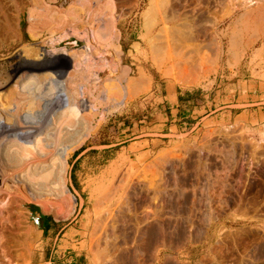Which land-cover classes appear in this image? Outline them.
<instances>
[{
	"label": "rangeland",
	"instance_id": "rangeland-1",
	"mask_svg": "<svg viewBox=\"0 0 264 264\" xmlns=\"http://www.w3.org/2000/svg\"><path fill=\"white\" fill-rule=\"evenodd\" d=\"M7 1V6L14 9V2ZM19 1L18 12L14 15L17 18L11 20L13 24L9 23V35H0V86L6 81L21 79V89L33 70L28 69V62L42 61L39 53L45 51V54L59 58L61 65L69 71L64 84L73 94L80 91L77 100L90 110L86 108L81 117L86 120L91 118L89 124L93 129L88 133H69L64 141V136L60 141V147H64L63 156L66 157V193L54 190L56 187L52 185V190H45L47 193L41 192L42 196H39V190L28 187L20 194L16 206L13 204L11 216L17 219L15 226L19 232L16 244L18 258L13 260L15 264H39L37 254L47 241L42 235V220L49 215L57 222H63L64 229L56 240L55 249L59 253L53 255L58 257L60 254L62 259H66L73 252L71 250H76L84 254L85 263L89 264L88 255L94 233L106 221L109 226L117 221L116 226L125 223L129 240L127 244L123 243L120 230L116 234L117 239L112 231L99 230L100 234L95 238L100 236L105 245L101 264H115L116 253L122 251L124 262L128 264H264V52L263 55L261 51L258 52L264 38L254 41L256 30L260 29V35H264V0L260 1L259 9L250 18L253 29L244 28L236 35L234 51L230 47L229 27L245 9L235 15L228 12L241 0H172L176 4L174 10L177 9L174 14L178 16L176 25L172 27L184 30L185 34L189 31V36L197 35L191 43L195 44L198 39L199 44L207 45L208 48L204 49L199 44L196 47L200 52H208L211 58L206 54L209 64L214 62L199 78L192 76L184 79L179 76L181 79L178 80L163 76L149 57L147 40L141 38L143 13L150 0ZM70 6L75 9L74 12L77 11L74 13L76 17L66 18L72 15V12H65ZM110 20L114 28L110 27ZM187 22L191 25L188 23V26ZM106 23L110 31L105 27ZM20 69V73L15 75ZM142 73L147 79L144 88L127 94L122 89L126 83L121 76L128 80L137 79ZM151 75L155 77L154 83ZM115 86L122 89L124 94L120 101L103 100L108 92H116ZM179 87L199 88L209 94L204 100L210 102L211 110L202 113L201 117L215 110L210 120H204L192 132L186 133L198 120L191 119L192 124L187 126L185 134L170 137V141L162 144L163 148L147 147L146 150L150 152L146 155L139 147L131 150L128 143L118 144L113 147V155L107 161V149L100 146L107 144L105 138L119 136L117 130L111 131L114 116L130 104L138 108L146 106L156 89L161 97L171 96ZM148 110L150 121L153 119L151 114L156 110ZM2 111L7 110L0 111L3 115L0 114L1 130L18 133V138L23 139L27 148L23 156L27 157L28 162L36 158L44 163V156L49 153L48 146L34 151L30 143L31 134L27 130L30 127L25 119H30L31 115L22 117L20 127L21 124H14L9 111ZM44 111L39 109L36 113L42 114ZM131 111L134 117L144 118L145 111ZM7 116L13 122L10 119L7 121ZM72 117L76 116L70 119ZM72 121L65 124L68 129L74 127L75 122ZM0 138L2 142L1 134ZM39 145L36 147L40 148ZM83 146L90 149L76 162L82 182L81 191L70 185V175L76 159L73 156ZM166 168H170L166 171L169 174H166ZM171 170L173 173H170ZM82 199L85 202L79 213L78 204ZM150 213L159 216L150 219L156 222L154 229L151 228V235L152 231L156 233L155 230L160 229L157 219L165 221L166 230L172 234L167 235L165 242L160 238L162 234L157 235L160 239L158 246L147 251L146 255L137 254L139 244L134 242L137 241L135 228L138 226L135 222L138 224ZM195 229L198 230L195 232ZM118 245H122L119 246L120 251L112 256ZM139 260L143 263H139Z\"/></svg>",
	"mask_w": 264,
	"mask_h": 264
},
{
	"label": "bare ground",
	"instance_id": "bare-ground-1",
	"mask_svg": "<svg viewBox=\"0 0 264 264\" xmlns=\"http://www.w3.org/2000/svg\"><path fill=\"white\" fill-rule=\"evenodd\" d=\"M6 1L7 0H0V35L2 34L5 36L9 35V29H8L9 23H12L11 20L14 21V18H17V17H14V15H16L15 13L18 12V7L20 6V4H18V2H20L19 0L18 1L10 0L12 3L14 2V9L12 7L10 8L9 6H7ZM48 1L53 2L55 0H48ZM260 1L261 0H241V1H238V3H236V5L233 7V9H231L228 12L230 15H235L238 11L240 12L241 10L245 9V11L240 15V17L233 24H231V26L229 27V31L231 32L230 47H231V49H233V51H234V48H236V46H237L236 45V37H237L236 35H238V33H240L242 31V29L244 30V28L250 27V29H253L252 28L253 24H251L250 18H251V16H253L252 15L253 12L256 11L257 9H259ZM7 3H8V1H7ZM17 4L19 6H17ZM255 4H258V5L255 7ZM175 6H176V4H175V2L173 3L172 0H150L148 6L146 7V9L143 13V32H141L142 33L141 38L143 40L144 39L147 40V42L149 44L148 45L149 57L153 61L154 65L157 66V68L163 73V76L165 78H168L170 80L171 79L172 80H178L180 78L179 76L184 77V79L192 77V76H194L195 78H199L202 74L204 75V73L207 72L208 66L212 65L214 62H212V64L211 63L209 64L211 58L209 57L208 52L206 54L210 58V60L207 58L205 52L202 51V49H204V47H207L206 44H205L206 46H203L202 43L199 44L200 42H198V39H196L198 43L197 42L195 44H194V42L191 43L192 40H194V38L197 37V35L196 36L194 35L195 37H193V35L189 36V31H188V34L187 33L185 34L183 32L184 30H180L179 28L172 27V25L175 24V22H177L176 17H178L177 15L175 16V14H177V13L174 14V12L177 11V9L174 10ZM71 7L72 6H70V9H68L65 12H72V15H70V16L68 15V16H66V18L72 17L74 15V13H77V11L74 12L75 9H73ZM79 10H81V9L78 8V11ZM31 14H32V12H31ZM78 14H80V13H78ZM64 15H67V14L65 13ZM60 17H61V15H60ZM75 17H73L71 19H74ZM181 18H182V16H181ZM262 19H264V18H262ZM15 20L17 21V19H15ZM111 20L113 21V18ZM111 20L108 21V23L111 22ZM73 22H75V21H73ZM108 23H106L107 25L105 24L106 25L105 27H107V29L108 28L110 29V27L114 28L113 27L114 24H113V26L111 24L112 22L109 23V24H111L110 27H108L109 26ZM188 23L189 22H187V24ZM189 24L191 25V23H189ZM189 24H188V26H190ZM250 24L252 26H250ZM71 25H72V23H71ZM181 26H178V27H181ZM186 26L187 25H185V27ZM258 29H259V26H258ZM93 31L95 32V30H93ZM259 31H260V29L255 31L256 36H254V39H255L254 41L263 40L264 35L261 36ZM99 32H98V34H99ZM191 32H193V29ZM112 33H114V32H112ZM190 34H193V33H190ZM194 34H196V33H194ZM261 34H263V33H261ZM99 35H101V34H99ZM199 36L200 35L198 34V37ZM105 37H108V36H105ZM111 37H112V35H111ZM254 41H252V42H254ZM238 42L239 41H237V43ZM192 44H194L195 47H193ZM196 44L197 45L199 44V47H201V45H202L203 48L201 47L202 48L201 51L205 55H203V53L200 52V49L198 47H196ZM258 50H259L258 52H260V51L264 52V43H263V46H261V48H259ZM26 52H28V51L26 50ZM44 52L41 51V53H39V55L42 58L41 59L42 61H39V62H28L27 61L29 63L28 69H33L35 72L33 70H31V74L26 78L27 80H25V84L23 85V87L21 89H20L21 79H17L16 81H11V80L8 82L6 81V83L4 85L0 86V108H1V110H3V109L7 110V111H2V112H8L9 111L11 113V116L13 117L14 124H16V125L21 124L20 127L22 126V122H23L22 117L24 115L25 116L31 115L30 119H27V117L26 118L24 117L26 119V124L28 122L29 127H30V129L27 128V130H29L28 131L29 135L31 134V136H30L31 142L30 143H31L32 147L34 148V151H40L41 146H43L45 148H47V146H48V152H49V153L45 154V156H44V159H45L44 163L38 162V159H36V158L32 162H28L27 157L23 156L24 154H26V151H27V148L24 145L23 139L18 138V133L11 134V132L10 133L8 132V129L5 131H2L1 130L2 127H0L1 137L3 136V141L0 142V143H2L0 145V147H1L0 148V264H15L14 261L18 258L16 244H17V240H18L17 235L19 232L17 233L18 227L15 226V225H17L16 224L17 219H15V217L13 218L11 216L12 208L14 207L13 204L15 203V206H16V204H17L16 202L18 201L20 194H22V192H24L25 190H28V187L33 188L34 190H39V193L37 194L39 196H42L41 192L47 193V191H45V190H48V189L52 190L53 189L52 185H54L56 187L54 190L59 189L62 193H63V191L66 193V189H65L66 157L63 156L62 152H63L64 147H60V141H62L63 136H64V138H63V141H64L66 136L69 133H85V132L88 133L93 129V127L91 128V126H90L91 124H89V123H91L90 122L91 118L87 119V120H89V122H88L86 119H83L84 117H81L82 113L85 111V109L87 107L81 101H78L79 100L78 97L80 96V91L78 93L75 92L76 94L75 93L73 94L72 93L73 91L70 92L69 89L67 88V85L64 84V83H66L65 79L67 78V74H69V71H67L61 65L62 62H61V60H59V58H55V56H52V55L49 56L48 54H45ZM263 52H262V55H263ZM235 53L238 54V52H235ZM212 59H213V57H212ZM114 66H116V65H114ZM20 71H21V69L16 71L15 75L19 74ZM145 76L146 75L144 73H142L139 78L129 79V80H128V78L124 77V75L121 76L122 79L124 80V82L126 83V85L124 87H122V89H124L126 91V93L129 95L131 94V92H133V94L136 92H139L140 90H142L144 88V82H145V80H147V79H145ZM115 88H113V89H115L116 92L115 93L113 92L114 94H111L112 92L111 93L108 92V94L105 96V98H102V95L100 92H99V95L101 96V98L103 100H106L107 102L112 101L113 99L116 100L114 102H117V101L119 102L124 94L122 92V89H120L119 87H116V86H115ZM76 96H78V97L76 98ZM102 99H99V100L102 101ZM38 108L40 109V111L41 110L42 111L45 110V111L42 114H37L36 111L39 110ZM87 111H90V110H88V108H87ZM10 113H8V115ZM60 113H61V115H59ZM74 113H76V114H74ZM26 114H28V115H26ZM4 115H6V114L4 113ZM73 115H75L76 117H72V119H70L71 116H73ZM8 117H10V116H7L6 119ZM10 118H8L7 121H9ZM25 119H24V121H25ZM70 120H73L75 122L74 127L72 129H70V128L68 129L66 127V125L68 124L67 122H69ZM7 121H5V122L7 123ZM10 121H12V120L10 119ZM19 122H21V123H19ZM61 126H62V128H61ZM15 127H13V128H15ZM27 130L26 131L24 130V133L26 132L28 134ZM13 132H15V131H13ZM29 135H28V137H29ZM19 136H21V135H19ZM1 139L2 138H0V140ZM28 141H30V140H28ZM206 142H207V140H206ZM248 143H250V142L248 141ZM37 144H41V145H39L40 148L38 146L36 147ZM205 148H207V147H205ZM217 151H215V152H217ZM261 151H263V150H261ZM41 152H43V150H41ZM167 152L168 151H166V153ZM234 152H235V150H234ZM164 154L162 157L165 156ZM228 155H229V153H228ZM234 155H235V153H234ZM171 157H174V156H171ZM167 165H168V163H167ZM168 169L170 170V168H168ZM168 169L167 168H166V170L164 169L165 172ZM171 169H172V167H171ZM164 170L162 172H164ZM171 172L173 173L172 170L170 171V173ZM155 173H153V174H155ZM166 174H169V171H168V173L166 172ZM160 175H161V173H160ZM173 176H175V175H173ZM21 183H22V185H20ZM44 187H46V188H44ZM15 189H17V191H13ZM69 196L67 195V197H69ZM147 197H148V195H147ZM168 197H170V194ZM163 198H164V196H163ZM130 201H131V198H130ZM154 203H155V201H154ZM155 216H158V214L150 213V214L144 216L142 219L139 218L141 220H139L138 224H136L137 222H135V225L138 226L137 228H135V229H137V238L135 239V241L136 240L137 241L134 242V243L139 244L137 247V250L139 252H137V254L141 253L143 255H146L147 251H149L152 248H155V246H158L157 244H158V241L160 239L157 238V235L162 234V236L160 238H162L163 242H165L167 240V235L169 233L166 230V224L164 223L165 221H160L158 219L157 220L155 219L158 222L157 225L160 226V229L158 230L159 227L157 226L158 228L157 229L155 228L156 233L154 231H152V235H151V228H152V230L154 229L153 227L155 226L156 222H154V221L152 222V221H150V219L151 218L154 219ZM105 219H107V218H105ZM106 222L101 225V228L99 230L102 232H107V231L109 232V230L112 231L113 237L115 236L116 239H117L116 234L118 233V230H120L119 232L121 234L119 236L121 238L123 237V243L127 244L129 238H127V236H126L127 235L126 233H128V231H127V227H126L125 223L123 224L124 226L123 225L116 226L117 225L116 224L117 221H116L115 224L111 223L112 225L109 226V223L107 225ZM19 223H21V222H19ZM135 225H133V226L135 227ZM192 225H194V223H192ZM16 227H17V229H16ZM135 229L133 228V230H135ZM99 230H97L94 233L93 239L91 241L90 251H89V255H88L89 264H101L102 263L100 260L102 258L101 257L102 253H104L103 247L105 245L102 244L100 236L97 239L95 238L98 234H100V232L98 233ZM157 230H158V232H157ZM197 230L195 229V232ZM171 234H169V235H171ZM111 235L109 237H111ZM172 236H170L171 239L173 238ZM222 238H224V237H222ZM26 239L30 241L32 238L31 239L26 238ZM171 239H169V240H171ZM27 240H26V242L29 243V241H27ZM169 240L167 241V243H169ZM32 241L33 240H31V242ZM164 245H165V243H164ZM119 246H122V245H118L115 247V249L112 253V256L117 251H120ZM135 247H136V245H135ZM14 255H16V256H14ZM104 255H105V253H104ZM123 256H124L123 251L118 252V254L116 253V256L114 257L115 258L114 259L115 264H128V263L124 262L125 259ZM134 256H133V258H135L139 255H136L135 257ZM14 257H15V259H13ZM104 257H103V259H105ZM155 257H156V255H155ZM139 258H140V256H139ZM141 258H142V256H141ZM143 259H144V256H143ZM132 262H134V261H132ZM141 262L142 261L139 260V263H141ZM144 262H145V260H144Z\"/></svg>",
	"mask_w": 264,
	"mask_h": 264
},
{
	"label": "crops",
	"instance_id": "crops-1",
	"mask_svg": "<svg viewBox=\"0 0 264 264\" xmlns=\"http://www.w3.org/2000/svg\"><path fill=\"white\" fill-rule=\"evenodd\" d=\"M151 77L152 83H154L155 77L153 75H151ZM163 91L165 90L163 89ZM154 94L155 95L150 98V101L146 106L138 108V106L135 107L130 104L122 112L114 116V126H112L111 131L115 132L117 130L116 132L119 133V136L114 135L105 138L107 140V144L100 146L107 149L105 151V159L107 161H110L108 158H111V155H113V147L122 143H128V147L131 148V150L138 147L143 149L142 153H145V155L150 152V150H146L147 147L150 149L163 148L162 144L170 141V137L185 134V132H192L195 126L204 120H210V116L215 111H211L201 117L202 113H207L211 110V107L210 102L206 99L204 100V98L208 97L209 94H205L203 90H199V88L179 87L176 88L175 93L171 96L165 95L161 97L158 94V89H156ZM148 108L156 110L155 113L151 114L153 119L150 121ZM132 109L133 112L137 110H140L141 112L145 111V114H143L144 118L138 119L137 117H134L131 111ZM169 111L171 112L170 116ZM191 119L198 120L195 124L193 123L194 127H192L191 130L185 131L187 130V126L192 124ZM89 149L90 148L83 151V153L74 160L71 168ZM78 172L79 171L77 170L74 172L73 178L70 175V185L75 189L77 185L82 184V182H80ZM84 202L85 200L82 199L81 204H78L80 205L79 213L84 205ZM63 229L64 227L54 236L53 234L57 231V228L50 226L46 235L47 241L44 243L42 250H40L37 254L39 264H86L84 254L82 252H77L76 250H71L73 252H70L66 259H62L60 254L58 257L53 256L54 254L59 253L58 249H55L56 240ZM42 235L45 236L43 229Z\"/></svg>",
	"mask_w": 264,
	"mask_h": 264
},
{
	"label": "trees",
	"instance_id": "trees-1",
	"mask_svg": "<svg viewBox=\"0 0 264 264\" xmlns=\"http://www.w3.org/2000/svg\"><path fill=\"white\" fill-rule=\"evenodd\" d=\"M111 122H109V124H110ZM108 124V125H109ZM86 146H83L80 150H78V151H76L75 152V154H74V156H73V158H77L79 155H80V153L82 152V151H84L86 148H85ZM69 163L71 164V162H70V160H69ZM77 169H76V164H74L73 165V168H72V174H71V177L73 178V174H74V172L76 171ZM76 188L78 189V190H81L82 191V188L80 187V185H77L76 186ZM62 223L63 222H57V221H55V219L52 217V216H45L44 218H43V220H42V227H41V229H43L44 230V232H45V237H46V235H47V231H48V229L50 228V226H53V227H56L57 228V231H55L54 233H58V231H60L61 230V228H62Z\"/></svg>",
	"mask_w": 264,
	"mask_h": 264
}]
</instances>
